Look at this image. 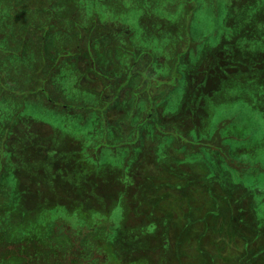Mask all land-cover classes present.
Here are the masks:
<instances>
[{
  "label": "rangeland",
  "instance_id": "1",
  "mask_svg": "<svg viewBox=\"0 0 264 264\" xmlns=\"http://www.w3.org/2000/svg\"><path fill=\"white\" fill-rule=\"evenodd\" d=\"M46 1L29 0V4L39 7L43 6ZM51 1L53 3L57 2L56 5L58 6L53 8L54 13L61 14L67 20L63 23L61 32L57 34L62 49L69 50L77 45L74 27L69 25L71 20L86 26L92 18H96L99 25L96 31L99 33H104L110 22L119 24L121 28L116 32V41H121L124 47L129 48V44L131 46V43H133L137 49L147 50L144 51L145 54L143 53L142 56L145 57L144 61L150 60L146 61V63L149 62L147 65L151 64L149 52L153 55L149 69L150 75L145 76V82L147 83L144 82L143 86L149 92H143L142 97L148 95L153 99V111L158 110L162 124H165L164 121H168L167 118L174 114L177 109H180L182 98L187 95V100L190 101L189 104L187 103L188 106H185L187 107L185 112L187 117L184 113H181L182 116L180 120L178 119L179 122L176 128L193 140L209 138V141L214 142L216 145H212L215 149L211 147H200L198 149V147L194 148L186 145L176 155V152L171 154L169 150L172 139L159 137L158 140L155 138L153 143L152 141H145V147L142 145L144 142H140V153L134 159L132 167L130 166L127 170L116 167V163L120 166L122 162L123 154L120 153V156L109 155L108 159L103 156L104 162L102 159L100 162H106L104 164L105 173L91 166H88V169L85 170L81 168V165H76L78 167H75V170H72L71 173H67V169L63 173L61 172L62 165L65 164L63 161L67 158L70 159L72 164L70 163L68 169L71 170V166L75 163L71 160V156L79 157L78 151H83L82 153L86 154L85 148L75 143L74 145L72 143L70 148L67 147V144H63L68 139V135L62 140H57L54 139V135L49 134V138H46L47 145L41 150L40 156L45 159L46 164L49 166L47 174L50 176L52 183L49 184L51 188L46 189L45 193L42 188V202H48L49 199L58 202L52 207L50 213L54 214V217L67 215V221L72 218L71 221L76 223L67 225L70 226L71 231H74L72 227L77 223L86 226L98 223L101 219L108 218L110 214L113 215L114 212H117L116 216H119V214L122 216V210L109 211L111 206L115 207L113 204H117L119 198L122 208H126L129 224H132V226L143 225L145 216L142 215L143 210L140 205L145 202V199H156L158 194L164 196V202L176 200L180 207L185 206L186 201L192 199L190 197L192 188L197 190L208 188L211 192L213 191L214 197H217V199L226 197L227 193L231 194V198L233 195H241L243 193L241 190L244 189L232 186L233 184L228 178L227 172L234 170L239 183L242 181L244 185H250L248 187H251L253 192L257 191L255 195L244 194V197H239L235 208H233L234 214L244 217L245 222L252 223L254 220L260 226H263L264 182L259 180L250 183L253 180V176H250L252 175L250 168H248V173L243 174L235 167L248 164L256 168V171L264 173V0H187L188 3H192L193 7L191 8H194L192 13L189 11L190 14H184L187 10V6L184 4H177L175 9L172 8L174 2L181 3V0ZM66 5H69L70 9ZM50 15L48 13V17L51 18ZM53 27L51 24L49 29L52 30ZM115 28L117 29V27ZM126 34H128V37ZM111 35L113 36V34ZM185 38L189 39L191 46L183 58V63L178 64L179 60L177 58L180 56L181 50L184 49L179 48ZM221 39L224 41H221ZM85 42L87 41L85 40ZM99 42L101 40L92 41L91 47L94 55L91 54L88 47L85 46L84 48V36L79 39L78 46L87 55L91 57L93 55L94 60L95 56L98 59L100 57L101 61L97 62L98 67L104 70V73L110 76L111 80H105L108 79L107 76H103L104 79H102L94 74L90 68V65L94 66V62L90 63L87 57L74 56L63 63V67L68 73V83L72 82L77 86L76 83L79 82L78 86H80V82H84L82 83L84 84L82 90L88 89L87 94L89 97H93L94 92H91L93 87L95 90H99L101 86L107 83H110L107 91L112 92L119 79L124 77L126 80L129 77V73H126V71L133 64L129 53L118 51V48L114 46L104 47L105 45ZM219 45V50L213 51ZM141 51L139 53L136 51L130 52L134 61L138 60ZM141 67L143 68V63ZM95 73L99 74L96 71ZM175 75H178V79L175 85H172V81L174 82L173 76L175 77ZM138 79L139 76L136 75V78L132 80V87L137 84ZM155 87L156 89L152 91ZM71 89L72 91L81 90L73 86H71ZM129 90L126 89L122 92L123 98L121 96L117 97V109L105 111V119L107 115L110 125L101 120L100 141L93 147L94 152L99 149L103 152L111 149L110 147L113 145L105 135V128L111 130L109 132L110 140L112 138L117 140L118 135L113 129L116 124L120 126L128 119V113L132 109L133 101H131L132 95ZM140 90H142L141 87ZM100 95L104 98L103 93H100ZM48 100L53 103L52 106L54 107L67 106L87 117L95 112L94 109L98 111L96 108H85L78 101L63 104L64 102L60 99L50 98ZM145 102L142 101L139 104L141 105L139 110L148 108L149 105ZM122 106H125L126 112H128L125 116H121L124 113L119 114ZM34 110V117L41 120L44 123L43 126L50 125L53 127L54 132L57 130L58 133H68L70 138L77 135L73 130L78 129L79 133L85 135L92 128H86L85 131L82 128V131H80L79 126L72 120L65 123L67 125L65 130L61 127L58 129L56 127L59 117L55 113L39 109V106ZM173 120L175 121L176 118ZM138 121L139 114H135L127 123L128 128L124 131L127 134V143H131L133 140L132 127ZM223 121L225 122L223 123ZM216 132L223 138L220 143L217 142L219 138L209 137ZM151 137H153L152 134ZM219 144L222 145V153H218V149H216ZM163 150L168 151L172 157H169V159L168 157H162ZM188 151H191L192 154L185 153ZM68 152L71 153L68 154ZM203 154H206V156ZM223 154H226L228 159L235 162L233 164L229 163ZM58 155L59 159H57ZM65 155L68 157H65ZM40 156L39 158H41ZM161 160H168L169 172L177 174L176 180L180 184V190L173 191L164 186L160 188L162 184L157 181L156 175L160 172L161 166L159 163ZM201 163L206 164V169L202 167ZM199 164L203 170L199 168ZM233 167L234 169H232ZM94 169H96V172ZM95 173L102 174V176L98 177ZM150 176H155V178H149ZM248 177L251 179L248 180ZM54 185H58V189L55 190ZM30 186L36 187L34 183H31ZM36 197L31 196L29 198L31 207H34L36 201H38ZM238 203L239 206H236ZM217 207L220 210L221 206ZM41 214H44L47 218L44 211H41ZM226 217L229 219L228 215ZM234 222L237 223L238 220L235 219ZM203 226L205 227V225ZM238 226L241 227V223ZM207 233L209 234L210 231H207ZM100 234H104L101 228L89 243L93 246L101 245L100 238L102 236ZM131 235L133 236H130L129 240L132 246H137V237L140 236L141 238V234L138 232L136 235ZM209 236L210 234L206 238L201 237L200 243L194 242L191 251L185 249L183 255L178 256L179 263L177 264H224L226 260L230 264L238 263L237 252L233 253L231 251L232 246L229 248L218 247L221 248L224 255L221 254L220 257L217 254V257L214 258L217 263L213 262L211 256L213 247L207 241ZM221 237L223 238L222 234L219 233L213 238L214 241H217L218 246L222 245L219 241ZM124 240L129 245L126 237H124ZM142 241L144 242V240ZM157 243L151 241V260L148 264L159 263L157 262V257H159V252L156 250ZM229 244L233 243L230 242ZM201 245L208 253L203 252L201 256L196 258L197 254L194 248ZM132 246L130 247L132 248ZM254 248L257 250V247ZM54 249L48 251L47 254L45 253L46 262H49V264H90L92 258L95 261L99 260V257H95L98 255H91L92 253L89 252L84 253L82 249L76 250L72 246L67 250L63 249L64 251ZM128 250L130 249L127 247L126 251L118 249V258ZM103 251L105 250L102 248H99L98 251L95 250L99 254ZM114 252L117 253V251L110 250L107 255L112 254V256H115ZM130 253L135 254V251L130 250ZM209 253L210 255H208ZM88 254L90 256L86 258ZM234 255H236L237 261L234 259ZM235 261L236 263H234ZM246 264H264V252L255 254L254 257L249 258Z\"/></svg>",
  "mask_w": 264,
  "mask_h": 264
},
{
  "label": "trees",
  "instance_id": "2",
  "mask_svg": "<svg viewBox=\"0 0 264 264\" xmlns=\"http://www.w3.org/2000/svg\"><path fill=\"white\" fill-rule=\"evenodd\" d=\"M181 1V3L174 2L172 8L175 9L177 4H184L187 6L184 14L189 13V11L192 13L194 9L191 8L193 7L192 3H188L187 0ZM56 4L57 2L53 3L51 0H47L43 6L38 7L29 4V0H0V264H49V262H46L45 253L47 254L51 249L55 250L54 248L59 249L58 251L67 250L70 246L76 250L82 249L84 253L89 252L90 254L92 253L91 255H98L94 256L99 257V260L95 261L92 258L90 264H148L151 260V241L158 242L156 245V250L159 252V257H157L158 264H177L179 263L178 256H182L185 249L191 251L194 242L200 243V238H206L209 234L207 241L213 247L211 256L215 263L217 261L214 258L217 257V254L220 257L223 254L221 248L218 247L229 248L232 246L231 251L233 253L237 252L236 255L239 259L237 264H246L249 258L254 257L255 254L263 253L264 225L260 226L254 220L252 223L245 222L244 217L236 216L233 211L239 197H244V194L255 195L257 191L253 192L252 188L248 187L250 185H244L242 181L239 183L234 170L227 172L228 178H230L232 186L244 189L241 190L243 192L241 195H233L231 198V194L227 193L226 197L217 199V197H214L213 191L211 192L208 188H200L198 190L192 188V194L190 195L192 201H186L185 206L180 207L176 200L164 202V196L162 197L161 194H158L156 199H145V202L140 205L143 210L142 215L145 216L143 225L132 226V224H129L126 208H122L119 198V204H113L115 207L111 206L109 211L122 210V216L120 214L116 216L117 212H114L113 215L110 214L108 218L101 219L98 223L87 226L77 223L73 227L71 226L74 231H71L70 226L67 225L76 223L71 221L72 218L67 221V215L54 217V214L50 213L52 207L58 202H53L51 199L48 202H42V188L45 193L46 189L51 188L49 184L52 183L50 176L47 174L49 166L46 164L45 159L40 156L41 150L47 145L49 134L54 135V139L57 140H62L68 135V139L63 144H67V147L70 148L72 143L73 145L75 143L85 148L86 154H83V151H78L79 157L71 156V160L75 162L71 166V170L68 169L70 163L72 164L70 159L67 158L63 161L65 163L62 165L64 170L61 169L63 173L67 170V173H71L72 170H75V167H78L76 165H81V168L85 170L88 169V166H91L105 173L104 164L106 162L101 163L100 160L102 159L104 162L103 156L108 159L109 155L120 156V153L123 154L122 162L120 166L116 163V167L127 170L130 166L132 167L134 159L140 153V142H144L142 145L145 147V141L148 140L153 143V140L155 138L158 140L159 137L172 139L169 150L171 154L176 152V155L186 145L194 148L198 147V149L200 147L214 148L212 145H216L214 142H210L209 138L193 140L176 128L182 116L181 113L185 114L187 109L185 106L190 103L187 100V95L183 96L180 109L171 114L167 118L170 122L165 120V124H162L158 110L153 111V99L148 95L142 97L143 92L147 93L149 91H145L144 88H141L142 90L138 88H140V84L144 85L145 76L150 73L149 69L153 60L152 53L148 51L151 55V64L147 65L149 62L146 63V61H150L149 59L144 61L145 57L142 56L144 51L147 50L141 51V49L135 47L129 50L134 52L133 50L136 49L137 53L141 51L137 61L133 60L131 53L128 51L130 58L134 61L131 69H127L129 78H127L128 80H125L124 77L119 79L112 92L107 91L108 87L101 86L104 91L100 90L101 88L95 90L93 87L91 91L94 92V94L92 93L93 97H89L87 94L88 89L82 90L84 86L82 83L84 82H80V86H78L79 82L76 83L77 86L72 84V82L68 83V73H66L63 63L74 56L87 57L90 63L101 61L100 57L98 59L97 56H95L94 60L90 43L98 40L102 33L94 31L99 26L98 22H96L97 20L88 22L86 26L71 20L70 24H68L74 27L77 45L69 50L66 48L62 49L59 45L60 38L57 34L61 32V27L67 20L61 14L54 13L53 8L58 7ZM69 5H66L68 9H70ZM48 13L51 14V18L48 17ZM94 22L97 26L92 30ZM51 24L54 26L52 30L49 29ZM81 36H84V48L85 46L89 48L91 54H93L92 57L79 48L78 43ZM126 36L128 37V34ZM222 39L221 41H224ZM181 44L179 49H184L181 50V54L177 58L179 60L178 64L183 63V58L191 46L187 38ZM131 46H135V44L132 43ZM219 47L220 45L214 48L213 51L219 50ZM119 50H121L120 47H118ZM54 52L55 54H53ZM173 58L174 55L172 60ZM172 60L171 63L173 64ZM142 63L143 68H140ZM136 75L139 76V81L132 87V80L136 78ZM177 77L178 75L173 76L174 82L172 81V85H175ZM106 85H110V83ZM71 86L81 90L72 91ZM126 89H130L129 92L132 95V111L128 113L126 112V107L122 106L119 114L124 113L121 116H125L128 113V119L120 126L116 124V127H114L113 130L118 135L117 140H113V138L110 140L109 132L111 130L105 128V135L108 141L113 144L110 147L111 149L103 152L99 149L94 152L93 147L100 141L101 120L110 125L107 115L105 119V111L117 109V97H122L121 94ZM154 89L156 87L152 91ZM100 93L104 94V98L101 97ZM50 98L60 99L64 102L63 104L78 101L85 108H96L99 112L94 109L93 111L95 112L90 117H87L83 113H77L67 106H52L53 103L48 100ZM142 101H146L145 103L149 105L146 110L141 108L143 111L139 110L141 107L139 104ZM38 106L39 109H45L47 112L55 113L59 117L56 127L58 129L61 127L65 130L67 127L65 123L72 120L79 126L80 131H82V128L83 131L86 128H92L85 135L79 133L78 129L76 131L73 130L77 134L73 138H70L68 133H58L57 130L54 132L53 127L50 125L43 126L44 123L34 117V108ZM135 114H139V121L132 127L133 140L131 143H127V134L124 131L128 128L127 123ZM185 116L187 117V113ZM175 118L176 120L174 121L173 119ZM151 134L153 137L150 138ZM209 137L219 138V140L217 139L218 143L223 139L217 132ZM124 142L126 143L124 144ZM113 148L115 149L113 150ZM216 149H218V153L223 151L221 144ZM163 151L162 157H168V159L172 157L168 151ZM70 153L68 152V154ZM185 153L192 154L191 151ZM206 154L203 155L206 156ZM66 155L65 157H68ZM223 155L229 163L233 164L235 162L228 159L226 154ZM57 159H59V155ZM54 161L56 162L57 160ZM168 164V160H161L159 163L161 169L158 167L160 172H158L156 178L162 184L160 188L164 186L169 190H180V184L176 180L177 174L169 172L168 166L170 167V165ZM201 165L206 169V164L201 163ZM201 165L199 168L203 170ZM248 168L252 171L250 176H253V180L250 183L258 182L259 180L264 182V173L262 171H256V168L248 164L235 167L236 170L243 174L248 173ZM96 169H94L95 172ZM95 175L98 177L102 176V174L96 173ZM149 178H155V176H150ZM250 179L248 177V180ZM31 183H34L36 187H31ZM53 188L55 190L58 189V185H54ZM199 191L202 192L198 193ZM241 191L239 192L241 193ZM31 196H37L36 199H38L34 207L30 206L31 201L29 198ZM217 206H221L220 210ZM236 206H239V203ZM240 207L239 209H241ZM41 211L45 212L47 218H45L44 214H41ZM226 215H228L229 219ZM235 219L238 220L237 223L234 222ZM240 223L241 227L238 226ZM100 228L104 232V234H100L102 236L100 238L101 245L93 246L89 242L94 239L93 237L96 236V232ZM207 231H210V233L208 234ZM138 232L141 234V238L140 236L137 237V246L133 245V247L129 238L133 236L131 234L136 235ZM219 233L223 236L219 240L222 244L221 246H218L217 241L213 240ZM124 237H126L129 245L125 242ZM230 242L233 244L230 245ZM126 247L135 251V254L130 253V250H128L118 258V249L126 251ZM254 247H257V250ZM99 248L105 251L100 252V254L96 253L95 250L97 249L98 251ZM194 249L197 254L196 258L201 256L203 252L208 253L202 245ZM110 250L117 251V253L114 252L116 255H107ZM254 251L261 252L255 253ZM236 255H234V259L237 261ZM89 256L88 254L86 258ZM226 261L224 264H230Z\"/></svg>",
  "mask_w": 264,
  "mask_h": 264
},
{
  "label": "flooded vegetation",
  "instance_id": "3",
  "mask_svg": "<svg viewBox=\"0 0 264 264\" xmlns=\"http://www.w3.org/2000/svg\"><path fill=\"white\" fill-rule=\"evenodd\" d=\"M94 20H97L96 18H92L91 20H90V22L91 21H94ZM97 22V21H96ZM98 24V23H97ZM97 24L94 22L93 23V26H92V30L97 26ZM115 27H117V29L115 28ZM120 26H119V24H115V22H110V24H109V27L104 31V33H102V35L100 34V38H98V40L100 41L101 40V42H99V43H102V45H105L104 47H112V46H114V47H116V48H118V47H120L121 48V51L122 52H125V53H129L130 51V49H133L134 47L136 48V46H130V44H129V48L128 47H124L123 46V43L121 42V41H116V32H117V30H120ZM94 31H96V29H94ZM110 32H111V34H113V36L110 34ZM113 38H114V41H113ZM96 41V40H95ZM95 41H93V42H95ZM90 44H92V43H90ZM132 44V43H131ZM136 50V49H135ZM135 50H133V51H135ZM129 51V52H128ZM130 54V53H129ZM133 63H134V61H133ZM93 65L94 66H91L90 65V68H91V70L93 71V73L94 74H96L97 76H99V77H101L102 79H104L103 78V76H107L105 73H104V70H101V68H99L98 67V64L97 63H93ZM130 69H131V67H130ZM96 72H98L99 74H97V73H95V71ZM127 72V71H126ZM126 74V73H125ZM124 74V75H125ZM108 77V79L106 78L105 80H111V78H110V76H107ZM129 78V77H128ZM128 80V79H127ZM143 82V81H142ZM110 85H104V87H109ZM143 86L144 85H141L140 84V87L141 88H143ZM138 89H140V88H138ZM100 90H102V91H104L103 89H102V87H101V89ZM145 91H147V90H145ZM136 96H137V94H135ZM152 102V101H151ZM132 111V110H131Z\"/></svg>",
  "mask_w": 264,
  "mask_h": 264
}]
</instances>
